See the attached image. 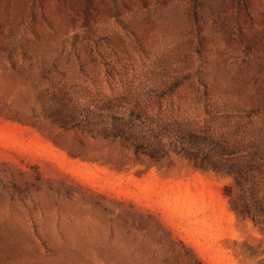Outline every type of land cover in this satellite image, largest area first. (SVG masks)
Listing matches in <instances>:
<instances>
[{
	"label": "rangeland",
	"instance_id": "obj_1",
	"mask_svg": "<svg viewBox=\"0 0 264 264\" xmlns=\"http://www.w3.org/2000/svg\"><path fill=\"white\" fill-rule=\"evenodd\" d=\"M0 264H264V0H0Z\"/></svg>",
	"mask_w": 264,
	"mask_h": 264
}]
</instances>
